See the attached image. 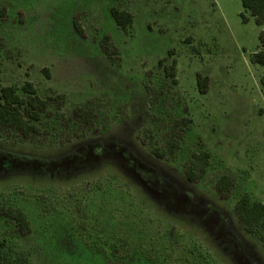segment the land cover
<instances>
[{"label":"rangeland","instance_id":"1","mask_svg":"<svg viewBox=\"0 0 264 264\" xmlns=\"http://www.w3.org/2000/svg\"><path fill=\"white\" fill-rule=\"evenodd\" d=\"M113 6L133 15L126 32ZM0 8V88L21 94L31 82L40 98L65 99L48 106L39 136L0 132V205L23 212L31 228L21 236L0 219V264H264V243L233 213L244 194L264 204V68L249 61L263 27L240 0H0ZM106 35L112 59L99 47ZM161 59L176 62V83ZM197 75L208 78L205 95ZM77 106L93 110L90 128L74 121ZM184 116L192 126L174 158L154 157ZM200 150L210 164L190 183L183 168ZM222 175L235 183L225 199L215 189Z\"/></svg>","mask_w":264,"mask_h":264},{"label":"trees","instance_id":"2","mask_svg":"<svg viewBox=\"0 0 264 264\" xmlns=\"http://www.w3.org/2000/svg\"><path fill=\"white\" fill-rule=\"evenodd\" d=\"M244 11H247L254 18L257 26L263 27L259 33L258 40L262 49L253 53L249 57L252 64L259 65L264 68V0H240ZM109 15L113 19L115 25L123 32H126L133 24V15L128 10L120 9L113 6L109 9ZM7 11L0 8V18L5 19ZM243 22H247V18L241 14ZM73 28L75 33L83 37L82 27L73 19ZM99 47L104 55L112 59L114 50L110 43L108 35L103 36L99 42ZM168 55L173 56V51H168ZM166 60L161 59L158 65L162 67L164 75L176 83L175 65L173 60L171 64L165 65ZM260 84L264 87V74L260 78ZM196 88L199 94L205 95L208 89V78L206 76H196ZM23 94V95H22ZM51 103H56L60 108L64 105L65 99L63 95L48 97L42 99L38 96L35 86L31 82H25L21 87V94L15 86H3L0 88V132H11L17 134L21 139L28 140L35 138L41 134L38 122L41 116L47 111ZM73 119L77 123H83L85 127L92 126L95 114L93 110L82 107L73 109ZM192 126L190 117L184 116L173 121L169 130L165 133L164 151L154 149L152 155L159 160H170L181 147L184 140L185 132ZM210 164V154L206 150H200L191 154L189 161L183 168L185 179L190 183L199 182L206 174ZM234 179L230 175H222L217 179L215 189L219 197L227 198L233 188ZM233 213L236 220L243 228L244 232L249 235L256 236L264 243V204L258 200L252 199L248 194H244L238 198L233 207ZM6 218L14 222L17 232L21 236L30 233V224L25 214L12 207L0 205V219ZM5 243L0 241V262L5 259L2 252Z\"/></svg>","mask_w":264,"mask_h":264}]
</instances>
